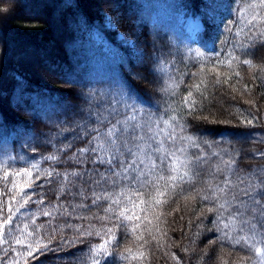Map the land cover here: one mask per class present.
Returning <instances> with one entry per match:
<instances>
[{
	"label": "trees",
	"instance_id": "trees-1",
	"mask_svg": "<svg viewBox=\"0 0 264 264\" xmlns=\"http://www.w3.org/2000/svg\"><path fill=\"white\" fill-rule=\"evenodd\" d=\"M248 2L0 0V159L24 155L39 160L57 153L61 162L44 161L42 167H54L60 173L79 168L68 159L86 144L78 125L95 126L96 114H106L108 102L120 92L139 97L144 120L165 115L166 111L182 118L187 133L197 136L207 153V162L197 169L200 175L196 180L183 184L182 191H170L164 197L168 203L148 213L153 231L151 235L144 232L149 241L144 264H177L173 254L179 264H236L240 257L252 255L242 245L233 247L215 231L216 213L208 211L214 204L198 194L207 189L205 181L215 184L224 178L223 173L211 175L221 158L236 161L233 180L237 176L243 179L254 169H264V156L259 155L264 152V43L257 29H250L239 15L238 10ZM171 7L200 16L202 29L194 39L187 38L170 19ZM241 28L243 33L237 35ZM92 29L99 30L113 45L115 56L95 43ZM118 33L122 39L117 38ZM228 53L252 60V66L221 64ZM217 76L220 83H216ZM202 79L207 81L206 90L201 88L203 95L191 87ZM169 83L176 87L162 91ZM189 91L197 100L191 115L182 103ZM247 120H253V124H247ZM67 144L72 145L70 150L57 152ZM189 152L199 154L200 149L189 148ZM212 152L220 155L212 156ZM23 163L17 160L15 166ZM61 179L54 175L50 183L38 182L44 184L37 190L45 199L40 207H62L54 212V219L37 217L38 224L51 220L47 230L51 233L56 228L57 232L49 250L43 255L37 253L38 259H30L29 264H90L89 250L101 243V238L79 236L75 227L68 225L87 229L89 224L101 228L115 223L114 218L111 222L96 219L105 215L107 201L92 205L87 185L84 195L89 198L82 200L79 179L74 180L75 186L67 185L61 192ZM80 203L88 207L73 211ZM31 208L35 211L37 206ZM65 208L70 214L64 213ZM147 225L145 221L141 228ZM78 236L72 245L63 243ZM139 243L126 230L118 229L112 255L102 264H126L119 253L127 247L135 250Z\"/></svg>",
	"mask_w": 264,
	"mask_h": 264
},
{
	"label": "snow or ice",
	"instance_id": "snow-or-ice-1",
	"mask_svg": "<svg viewBox=\"0 0 264 264\" xmlns=\"http://www.w3.org/2000/svg\"><path fill=\"white\" fill-rule=\"evenodd\" d=\"M238 11L243 23L250 26V29L256 28L264 43V0H250ZM243 31L242 28L239 29L237 35H241ZM220 63H227L230 67L233 63L252 66L253 62L249 59L241 60L228 53L227 60ZM235 75L239 76L240 73L236 72ZM216 83H220L218 76ZM173 87L176 85L169 83L162 91H170ZM191 87L203 95L201 88L206 90L207 81L202 79ZM182 103L191 115L197 105L192 91L188 92ZM105 113L96 114L95 126L78 125L81 130L80 138H87L86 144L77 148L68 159L78 164L79 168L60 173L54 167H42L44 161L61 162L57 153L42 156L39 160L26 159L24 155H5L0 159L2 264H29L30 259H38L37 253L43 255L49 250L57 229L52 228L49 233L47 229L51 226V220L47 224H38L37 217L54 219V212L59 211L62 206L40 207L45 205V199L37 190L44 187L39 181L50 183L54 175L62 178L61 192L67 185L75 186L74 180L79 179V195L82 200L89 198L84 195V186L87 185L91 188L92 205H99L101 201L108 202L103 208L105 215H98L96 219L111 222L114 218L115 223L111 227L105 224L96 228L95 225L89 224L87 229H82L81 226L68 225L75 227L79 236L95 235L101 238L102 242L93 244L89 250L90 264H102L105 258L112 255L118 229L126 230L135 241L142 242L137 244L135 250L132 247L125 248L119 253L120 259L126 264H144L147 259L145 245L149 243L144 238V232L151 235L153 231L148 213L154 211L155 206L168 203V199L164 197H167L170 191L175 192L177 188L182 191L183 184L196 180L200 175L197 169L207 162V153L201 148L199 138L187 133V125L181 123L182 118L167 115L166 111L165 115L144 120L142 101L139 97L134 98L128 93L120 92L108 102ZM246 123L251 125L253 120H247ZM203 143L209 148L212 147L208 141ZM71 147V144L64 145L57 152H66ZM189 148L200 149V152L190 154ZM211 155L220 154L212 152ZM259 155L264 156V152ZM17 160L24 163L17 167ZM235 163L231 158H221L211 175L215 177V173H223L224 178L215 184L211 180L205 181L207 189H201L198 194L202 200L214 204L208 211L216 213V219L213 221L215 231L233 247L242 245L252 253L250 256L240 257L236 264H248V261H251V264H264V231H259L264 229V169H254L243 179L237 176L233 180L231 177L235 174ZM89 164L92 165L91 168L87 167ZM33 204L37 206L35 211L31 208ZM86 207V204L80 203L73 207V211L75 208ZM63 211L70 214L66 208ZM156 219L158 220L159 216H156ZM145 221L148 225L142 229L141 225ZM79 236L73 240H64L63 243L72 245ZM172 258L179 264L174 254ZM224 264H227V261H224Z\"/></svg>",
	"mask_w": 264,
	"mask_h": 264
},
{
	"label": "rangeland",
	"instance_id": "rangeland-1",
	"mask_svg": "<svg viewBox=\"0 0 264 264\" xmlns=\"http://www.w3.org/2000/svg\"><path fill=\"white\" fill-rule=\"evenodd\" d=\"M169 13L171 15L170 19L184 30L187 38L194 39L201 31L202 21L199 15L191 16L190 14H184L176 7H171ZM90 34L95 43L100 45L106 54L115 56L116 49L110 42L104 39L103 34L99 30L92 29ZM117 38L122 39V36L118 33Z\"/></svg>",
	"mask_w": 264,
	"mask_h": 264
}]
</instances>
